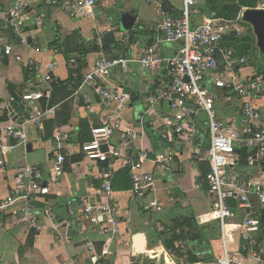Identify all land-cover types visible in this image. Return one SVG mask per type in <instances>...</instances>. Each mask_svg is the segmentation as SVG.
Returning <instances> with one entry per match:
<instances>
[{
    "label": "crops",
    "instance_id": "0c3cea01",
    "mask_svg": "<svg viewBox=\"0 0 264 264\" xmlns=\"http://www.w3.org/2000/svg\"><path fill=\"white\" fill-rule=\"evenodd\" d=\"M24 2L26 16L23 31L27 44H19L13 38H8L15 45V56H21L23 63H18L15 56L3 58L0 55V125H18L25 116L21 105L9 102L14 94L29 89V83L35 80V72L38 73L37 69L46 73V66L56 62L58 68L53 77L56 82H65L71 76L76 80L92 71L101 53L107 58H139L147 48L157 44L160 36L158 29L163 21V8L169 10L173 16H180L182 11V0H158L155 3L145 0H117L107 3L101 0L92 19L72 17L61 8L52 6L50 0ZM12 4V0H0V35L7 34L4 33L1 23ZM196 4L201 15L193 17V27L200 26L206 19L235 20L247 10L262 9L264 0H196ZM122 14L134 18L133 27L128 31H119L112 23L118 22ZM245 28L248 32L244 37L230 35L223 39L221 50L224 53L218 60L219 70L225 67L224 55L231 53L235 58L247 60L245 65L236 69L242 80L257 75L264 78V63L258 69L251 59L252 55L257 58V54H260L255 36L250 27ZM109 34L112 36L106 54L103 46L102 49L99 48L97 38L104 35L105 40ZM57 39L59 48L51 47ZM181 48L180 43L158 44L159 54L163 58H174ZM67 58L75 63L70 64ZM29 61H34L37 69L28 67ZM160 76L167 79L163 70ZM156 77L148 74L139 63H133L127 73L118 70L105 82L99 83L123 91L132 90L135 102L132 104L131 96V105L122 118L126 124L145 130L143 146L146 150L152 154L167 148L176 150L169 172L146 163L145 168L153 174L156 188L155 192L144 198H137L132 193L131 168L125 167L126 159L117 160L113 189L120 215L121 242L114 240L111 235L103 234L101 226L93 227L87 221L82 220L67 232L64 227L69 221V201H79L87 197L91 203L101 200L97 193L101 183L96 176L106 169L104 163L90 161L81 152L82 145L92 140L91 129L100 126L104 116L111 113L99 104L96 90L86 88L88 101L82 97L71 96L68 100L72 109L69 124L55 129L53 139H45L44 128L41 130L29 126L27 146H19L15 151L0 155V206L5 201H11L8 209L0 210V264H90L89 245L95 247L101 264H217L221 230L219 222L211 221L209 216L212 199L208 195L205 180L209 166L192 161L194 145L181 144L179 141L169 144L162 140L161 131L164 119L170 111L169 103L162 102L152 110L150 116L146 115L145 99L158 86L159 76ZM208 86L213 89L212 85ZM215 91L219 96L216 103L219 117L223 120L238 118L242 107L241 99L234 93ZM56 101L57 110L62 104L58 91ZM253 101L264 118V95L255 97ZM60 120H63L62 116ZM198 129L201 131V145H206L208 138L204 115L198 121ZM57 133L69 135L66 143L69 157L64 165L61 186L53 184V148ZM117 141L114 136L112 144L118 147ZM29 145L32 146L31 152L28 150ZM134 153L127 155L133 157ZM25 164L43 167V182L50 186L51 195H17L20 189L17 175L19 168ZM237 171L246 179L259 183L264 178V162L247 167L239 164ZM91 182L95 185L94 189L90 187ZM153 200L161 205L158 213H152L148 208ZM27 201L39 213L41 231L26 229L23 225L20 210ZM250 203L251 210L237 204L229 223H242L250 211L260 223L251 230L249 236L237 232L233 248L238 251L243 264H264V261L252 256L250 249L252 240L257 245L255 251L264 258V213L260 214L256 197H251ZM49 212L54 214V218H50ZM186 219H194L202 233L194 231L192 238H197L195 241H190L189 238L188 241H176L174 248H168L167 245L171 246V230L174 225ZM55 224L62 226L61 231L68 234L67 238L63 236L60 241L55 239L52 229ZM108 245L110 254L105 255ZM192 258L197 261L191 262Z\"/></svg>",
    "mask_w": 264,
    "mask_h": 264
},
{
    "label": "built area",
    "instance_id": "2783aa9c",
    "mask_svg": "<svg viewBox=\"0 0 264 264\" xmlns=\"http://www.w3.org/2000/svg\"><path fill=\"white\" fill-rule=\"evenodd\" d=\"M13 4L5 12L2 28L10 31L11 37L19 44H27L23 31L26 6L24 0H12ZM101 0H50V4L61 8L66 14L79 18H94L95 9ZM113 3L117 0H105ZM155 3L158 0H145ZM264 9V7L262 8ZM163 21L159 26V38L155 46L147 48L139 58H107L101 56L95 61L92 71L83 75V80L77 88L71 87L72 97L89 99L86 88L96 90L99 104L107 112L102 119V124L91 129L92 140L84 143L81 152L90 161L102 162L106 165L96 179L101 185L97 191L101 200L91 203L89 198L79 201H69V221L64 227L66 232L75 224L87 221L91 226H101L105 235H111L114 240L121 242L119 229L120 215L117 210L115 191L113 189L114 173L118 159H126V166L131 168L132 193L137 198H144L155 192V178L146 170V163L153 164L154 168L170 171L176 157L175 149L167 148L157 154H152L143 146L146 136L142 127L135 128L123 121L122 115L131 105V95L109 85H100L114 72L127 73L133 63H139L148 74L159 76L158 86L145 99L146 115H151L152 110L162 102L170 105L168 116L164 119L161 138L164 142L174 144L194 145L192 161L207 164L209 171L205 176L208 185V195L212 199V208L209 214L211 221L220 224V254L216 259L217 264H243L237 250L233 248L234 236L237 232L250 234L260 221L253 217L252 211L240 224H230L233 209L228 202L235 199L244 209L251 210L250 198L256 197L259 203L260 214L264 213V178L262 182H253L246 179L237 171L240 164V153L246 150L249 166L264 162V118L254 104L257 96L264 95V78L260 75L242 80L236 72L240 65H245V58H235L233 54L224 55L226 64L219 70L218 60L223 56L221 43L227 36L242 38L248 32L242 20V15L235 20L206 19L197 27H193V17L200 16L196 0H182L180 16H173L165 8L162 10ZM250 31V30H249ZM104 35L97 38L99 48L102 49ZM180 43L182 48L174 58H163L159 54L158 44ZM0 55L3 58L15 56V45L8 39L0 36ZM18 63H23L21 56H15ZM75 63L74 60L70 64ZM28 67L35 70L34 61L28 62ZM58 68L56 62L46 66L47 72L41 69L35 72V80L29 83V89L18 93L11 98L9 103H16L25 110V116L18 125H0V155L15 151L19 146H27V127L34 126L41 130L44 122L54 117L56 107H43L42 101L51 99L56 80L53 74ZM166 72V77L160 76L161 71ZM156 77V78H157ZM208 84L212 85L211 89ZM234 93L242 101L238 118L223 120L216 110L219 96L216 91ZM204 115L206 118L207 138L206 145H201V131L198 121ZM57 141L53 148L55 155L53 169V184L62 185L64 165L68 160L66 143L69 140L67 133H57ZM116 136L118 147L112 144ZM5 142V143H4ZM9 142V144H8ZM14 143V144H13ZM138 145V146H137ZM107 146V151L104 147ZM135 152L134 156L128 153ZM44 169L39 165L25 164L19 168L17 181L20 189L17 193L31 196H49L51 188L43 182ZM90 187L94 189L93 182ZM11 205L5 201L0 206L4 211ZM152 213H158L161 205L157 200L148 204ZM23 225L26 229L41 231L39 213L29 201L20 210ZM80 212V213H79ZM50 218L54 214L49 212ZM62 226L55 224L52 229L58 241L68 237L61 231ZM252 256L264 261L255 251L257 245L250 241ZM91 254L90 264H101L100 257L96 255L93 245L88 246ZM110 254L109 245L105 255Z\"/></svg>",
    "mask_w": 264,
    "mask_h": 264
},
{
    "label": "trees",
    "instance_id": "16d2710c",
    "mask_svg": "<svg viewBox=\"0 0 264 264\" xmlns=\"http://www.w3.org/2000/svg\"><path fill=\"white\" fill-rule=\"evenodd\" d=\"M244 25L249 27V25H247L246 23H244ZM4 33H7V34H3V35L1 34L0 36L4 37L6 39H8V38L12 39L11 34L8 31L4 30ZM111 36H112L111 34L106 36V38L103 42V49L106 52V54H107L106 50H108V44L110 42ZM58 42H59V40L57 39L51 47L59 48ZM68 60L71 61L70 59H68ZM82 80H83V77H80L76 80H73V78L71 76L68 81L56 82V84L54 85V90H53L51 99L49 101H45V100L42 101L43 107H46V106L56 107L58 104V101H56L57 91H58V94L61 95L62 104L56 110L55 117L52 119H47L44 122V137L46 140L53 139L55 129L66 126L69 124V121L71 119V113H72V109H71L70 103L68 101L72 96L71 87L77 88L81 84ZM16 95L17 94H14V96H16ZM60 116L63 117L62 121L60 120ZM5 120L6 119H2V121H5ZM82 155L84 156V154H82ZM248 157H249L248 151L242 150L240 153V165L242 167L248 166V162H247ZM74 161L77 162L76 160H74ZM199 228L200 227L197 225V223L194 219H186V220L180 221L179 223L177 222L174 225V228L171 230V234L173 235V237L170 241L171 246L167 245L168 248H170V247L174 248V244L176 241H180V242L181 241H188V238L190 241H195L197 238H194V237L192 238V233L194 231L202 233L201 230H198ZM190 261L195 262V261H197V259L192 258Z\"/></svg>",
    "mask_w": 264,
    "mask_h": 264
},
{
    "label": "water",
    "instance_id": "95a60500",
    "mask_svg": "<svg viewBox=\"0 0 264 264\" xmlns=\"http://www.w3.org/2000/svg\"><path fill=\"white\" fill-rule=\"evenodd\" d=\"M134 18L128 14H122L121 18L118 22H112L113 25L115 24L118 27V30L128 31L133 27ZM242 20L244 23L249 25L251 28L255 39L257 49L259 50L260 54L264 55V9H250L244 12L242 15ZM125 93L132 96V104L135 102V98H133V92L131 89H126ZM28 150L31 152L32 146H28ZM104 151H107V146L104 147ZM229 207L232 209L236 208L237 201L235 199H231L228 202Z\"/></svg>",
    "mask_w": 264,
    "mask_h": 264
},
{
    "label": "rangeland",
    "instance_id": "374dc122",
    "mask_svg": "<svg viewBox=\"0 0 264 264\" xmlns=\"http://www.w3.org/2000/svg\"><path fill=\"white\" fill-rule=\"evenodd\" d=\"M249 28V27H248ZM264 55H260V54H257V58L252 55L251 56V59H252V62H254V66L257 67L258 69L262 67V63H264Z\"/></svg>",
    "mask_w": 264,
    "mask_h": 264
}]
</instances>
